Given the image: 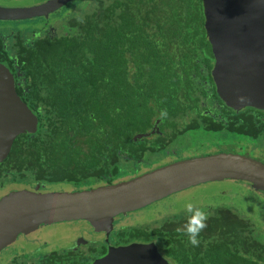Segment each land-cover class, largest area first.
Returning <instances> with one entry per match:
<instances>
[{
	"label": "trees",
	"instance_id": "1",
	"mask_svg": "<svg viewBox=\"0 0 264 264\" xmlns=\"http://www.w3.org/2000/svg\"><path fill=\"white\" fill-rule=\"evenodd\" d=\"M82 4L85 11L68 17L54 35L28 40L15 30L0 37V64L36 120L33 132L12 139L0 179L27 187L110 184L125 164L138 165L184 134L226 132L264 141V111H234L215 91L201 0ZM136 134L146 135L133 139ZM210 209L198 247L176 232L187 213L153 227H120L110 243L153 241L170 264H264L259 232L227 208ZM106 248L95 242L52 250L36 264H91Z\"/></svg>",
	"mask_w": 264,
	"mask_h": 264
},
{
	"label": "water",
	"instance_id": "2",
	"mask_svg": "<svg viewBox=\"0 0 264 264\" xmlns=\"http://www.w3.org/2000/svg\"><path fill=\"white\" fill-rule=\"evenodd\" d=\"M69 0L27 7L0 6V20L47 15ZM203 28L210 44V71L220 100L234 111L264 110V0H201ZM36 120L14 93L12 76L0 64V161L12 139L33 132ZM146 134H136L133 139ZM237 179L264 192V164L236 155L177 161L125 181L79 191L12 194L0 198V246L17 231L38 223L109 218L158 197L213 179ZM97 240V239H96ZM91 264H170L153 241L107 245Z\"/></svg>",
	"mask_w": 264,
	"mask_h": 264
},
{
	"label": "rangeland",
	"instance_id": "3",
	"mask_svg": "<svg viewBox=\"0 0 264 264\" xmlns=\"http://www.w3.org/2000/svg\"><path fill=\"white\" fill-rule=\"evenodd\" d=\"M21 1L23 0H0V4L6 2L16 5ZM41 1L46 0H28L27 4H38ZM80 1L82 0H69L60 9L46 16H39L37 19L31 17L0 20V31L6 35L9 30H18L28 40L31 37L43 36L45 29L50 25L62 31L68 17L80 16L87 8V4L80 6ZM216 154L242 156L264 164V141L261 138L250 139L226 132L213 137L199 136L194 139L184 134L172 144L170 143L167 149L148 157L138 165L125 164L121 170V176L115 178L110 184L128 180L177 161ZM105 185L107 184L100 182L73 187L71 184L61 182L27 187L20 181L1 178L0 198L12 194L79 191ZM187 202L205 208L208 213L211 212V207L227 208L247 220L253 227V231L259 232L257 237L264 240V192L254 190L252 184L247 181L223 178L202 181L170 192L143 206L119 212L109 218L54 220L19 230L0 246V264L34 263L45 251L52 249L60 251L69 246H79L80 243L86 245L100 238L102 233H109L123 226L153 227L165 217L185 214L183 209Z\"/></svg>",
	"mask_w": 264,
	"mask_h": 264
},
{
	"label": "clouds",
	"instance_id": "4",
	"mask_svg": "<svg viewBox=\"0 0 264 264\" xmlns=\"http://www.w3.org/2000/svg\"><path fill=\"white\" fill-rule=\"evenodd\" d=\"M188 215L182 227H178L176 232L187 237L188 243L193 247L200 245L201 233L207 228L209 219L208 211L192 202H187L183 209Z\"/></svg>",
	"mask_w": 264,
	"mask_h": 264
},
{
	"label": "flooded vegetation",
	"instance_id": "5",
	"mask_svg": "<svg viewBox=\"0 0 264 264\" xmlns=\"http://www.w3.org/2000/svg\"><path fill=\"white\" fill-rule=\"evenodd\" d=\"M27 2H28V0H23V1H21V2H19V4H16V5H13V4H7L6 2H4V4H0V6H4V7H23V6H34V5H38V4H40V3H43V1H41V2H38V4L37 3H35V4H27ZM62 7V5L60 6V7H58V8H56L55 10H57V9H60ZM55 10H53V11H55ZM53 11H51V12H53ZM51 12H49V13H51ZM48 13V14H49ZM47 14V15H48ZM40 16H45V15H40ZM32 17H35L34 19H37V17H39V16H32ZM31 18V17H30ZM26 19H28V18H26ZM15 30H9L8 32H7V34L6 35H4V34H2V32L0 31V37H2L3 39H7V37L9 36V35H11V34H13V32H14ZM53 31H56V28H54V26L53 25H50V26H48L46 29H45V31H44V34H46V35H54L55 34V32H53ZM37 38V37H36ZM264 111V110H263ZM242 181H244V180H242ZM113 232V231H112ZM110 234H111V232H109V233H107V232H105V234L104 233H102L99 237L100 238H98L97 240H93L92 242H88V243H86V245H84V244H82V243H80V245L79 246H77V245H74V246H69V247H66V248H63V249H61L60 251H58V249H54V251H57V252H60V253H62V251H64V250H68V249H73V250H77V248L78 249H80V248H90V246L93 244V243H100V242H102V243H104V244H106V246L107 245H112L111 243H110ZM81 242V241H80ZM40 246H42V245H40ZM53 250V249H52ZM52 250H48L47 252H50V251H52ZM44 252V251H43ZM46 251L42 254V255H40V257H39V259L38 260H40L41 258H42V256L44 255V254H46L47 253ZM37 260V261H38ZM37 261L36 262H34V263H30V264H36L37 263Z\"/></svg>",
	"mask_w": 264,
	"mask_h": 264
},
{
	"label": "bare ground",
	"instance_id": "6",
	"mask_svg": "<svg viewBox=\"0 0 264 264\" xmlns=\"http://www.w3.org/2000/svg\"><path fill=\"white\" fill-rule=\"evenodd\" d=\"M191 186V185H190ZM186 187H187V185H186ZM189 187V186H188Z\"/></svg>",
	"mask_w": 264,
	"mask_h": 264
}]
</instances>
